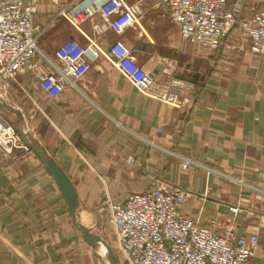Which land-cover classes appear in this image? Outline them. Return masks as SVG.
Returning a JSON list of instances; mask_svg holds the SVG:
<instances>
[{
    "label": "crops",
    "instance_id": "0c3cea01",
    "mask_svg": "<svg viewBox=\"0 0 264 264\" xmlns=\"http://www.w3.org/2000/svg\"><path fill=\"white\" fill-rule=\"evenodd\" d=\"M69 1L37 0L34 67L1 81L0 93L10 101L0 99L23 115L17 123L18 116L2 108L14 115L9 123L22 127L72 179L78 217L108 221L110 202L156 186L179 187L189 194L183 211L202 226L258 234L248 264H264V54L252 52L239 26L214 52L183 43L163 5L151 10L143 3V13L160 9L167 16L166 27L153 20L163 28L159 33L144 23L118 35L100 15L79 31L58 16ZM238 2L245 19L264 9V0H228L229 8ZM71 39L84 48L96 40L105 50L124 40L136 45L138 62L151 73L170 66L180 80L196 74L197 83L183 80L194 90L184 106H172L141 94L90 48L87 74L55 92L45 78ZM92 250L39 157L0 147V264H97Z\"/></svg>",
    "mask_w": 264,
    "mask_h": 264
},
{
    "label": "built area",
    "instance_id": "2783aa9c",
    "mask_svg": "<svg viewBox=\"0 0 264 264\" xmlns=\"http://www.w3.org/2000/svg\"><path fill=\"white\" fill-rule=\"evenodd\" d=\"M147 2L166 7L183 43L214 52L239 26L249 38L252 52L264 54V9L252 19H241V2L229 8L228 0H71L58 16L82 31L86 22L100 15L116 34L123 35L127 29L140 26L141 5ZM37 11V0H0V81H9L34 67L41 32L34 26ZM90 48L111 62L141 94L176 107L189 101L187 92H193V85L177 78L170 66L157 75L151 73L138 62L136 45L124 40L115 41L107 50L96 40L90 39L86 48L69 40L57 52L54 72L45 78L46 85L61 92L68 82L74 85L82 79L91 68L85 56ZM0 147L9 154L16 149L32 151L1 111ZM188 199L185 190L162 185L132 193L123 203H109L108 222L126 264L250 262L258 247V234L238 235L232 228L216 232L204 227L199 218L183 211Z\"/></svg>",
    "mask_w": 264,
    "mask_h": 264
},
{
    "label": "water",
    "instance_id": "95a60500",
    "mask_svg": "<svg viewBox=\"0 0 264 264\" xmlns=\"http://www.w3.org/2000/svg\"><path fill=\"white\" fill-rule=\"evenodd\" d=\"M0 108H6L18 116V122L23 119L21 111L14 109L10 104L2 102L0 99ZM23 141L31 148V150L39 157L47 172L55 179L68 205V211L72 217L75 227L82 232L84 240L92 247L96 248L100 243H103L107 249V256L110 264H120L118 255L115 254L113 248L98 234L93 233L88 226L78 219V193L75 185L66 173V171L58 164V162L49 156V154L34 141L28 139V135L22 127L16 126Z\"/></svg>",
    "mask_w": 264,
    "mask_h": 264
},
{
    "label": "rangeland",
    "instance_id": "374dc122",
    "mask_svg": "<svg viewBox=\"0 0 264 264\" xmlns=\"http://www.w3.org/2000/svg\"><path fill=\"white\" fill-rule=\"evenodd\" d=\"M142 5H141V10L144 11L146 6H144L145 4H142ZM146 5L153 6L151 10H154L155 8H157L159 6L158 4H155L153 2H147ZM157 10H158L157 12L153 11V13H150V12L143 13V15L141 16V20H140V26L138 25L137 27L140 28L141 26H143L144 23H146V24H153V27L157 28L158 26H155L156 24H154L155 22L153 23V20L159 21L161 24H163L164 27H166L165 21H162V19H164V20L167 19L166 18L167 16H165L164 13L161 14L162 11H160V9H157ZM163 14H164L165 17L163 16ZM240 18L241 19H245V18H242V17H240ZM161 30H163V28L160 25L158 27L157 32L159 33V32H161ZM243 32L245 33L244 29H243ZM1 83H0V85H2ZM5 99L7 101H10V97H9L8 94H5ZM1 111H2V116H3V118L6 121L9 122V120L14 118V115L12 113H10L8 110H5V109L1 108ZM10 124H13V123H10ZM17 132H18V130H17ZM102 220L99 221V220H95V219L94 220H92V219L91 220H89V219L87 220L86 219V223L88 225L92 226L93 233L100 235L113 248L115 254L118 255V257H119L120 264H126L125 257L123 255L121 249L117 245V240L114 238V235L116 236L114 230L111 228V226L108 223V221H104L105 222L104 223V222H102ZM99 245H98V247H99ZM92 254L95 257V262L97 264H107V262H105L103 260L105 257H103L100 253H96L94 248L92 250Z\"/></svg>",
    "mask_w": 264,
    "mask_h": 264
},
{
    "label": "bare ground",
    "instance_id": "6f19581e",
    "mask_svg": "<svg viewBox=\"0 0 264 264\" xmlns=\"http://www.w3.org/2000/svg\"><path fill=\"white\" fill-rule=\"evenodd\" d=\"M0 83H1V81H0ZM2 84V83H1ZM2 88V85H0V89ZM1 92V91H0ZM0 97H1V99L2 100H4L5 101V97L3 96V94L2 93H0ZM78 219L81 221V222H83L82 220H81V218H79L78 217ZM84 223V222H83ZM85 225H86V223H84ZM87 226V225H86ZM89 228V227H88ZM90 229V228H89ZM94 250L96 251V253H100L103 257H105L103 260L105 261V262H107V264H110V261L108 260V256H107V249H106V247H105V245L103 244V243H100V245H99V247H97V248H94Z\"/></svg>",
    "mask_w": 264,
    "mask_h": 264
},
{
    "label": "trees",
    "instance_id": "16d2710c",
    "mask_svg": "<svg viewBox=\"0 0 264 264\" xmlns=\"http://www.w3.org/2000/svg\"><path fill=\"white\" fill-rule=\"evenodd\" d=\"M138 47H139V45H137ZM220 48V47H219ZM191 74V73H190ZM194 77H196V74H191V76H188L187 77V75L186 76H184V77H181V79L182 80H185V81H188V82H191V83H194L195 85H196V81H197V79H195ZM180 78V77H179ZM21 98H22V96H21ZM24 107H25V103H24Z\"/></svg>",
    "mask_w": 264,
    "mask_h": 264
}]
</instances>
